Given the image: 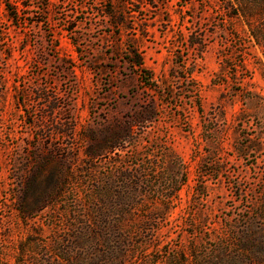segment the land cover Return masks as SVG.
<instances>
[{
	"label": "rangeland",
	"instance_id": "374dc122",
	"mask_svg": "<svg viewBox=\"0 0 264 264\" xmlns=\"http://www.w3.org/2000/svg\"><path fill=\"white\" fill-rule=\"evenodd\" d=\"M224 1L1 5L0 264H264V50Z\"/></svg>",
	"mask_w": 264,
	"mask_h": 264
},
{
	"label": "trees",
	"instance_id": "16d2710c",
	"mask_svg": "<svg viewBox=\"0 0 264 264\" xmlns=\"http://www.w3.org/2000/svg\"><path fill=\"white\" fill-rule=\"evenodd\" d=\"M22 7H27L26 0H17ZM6 0H0V7ZM224 11L228 19H241L247 28L248 37L259 48L264 50V0H225ZM109 19H112L117 27L121 24L116 12H106ZM14 18V17H13ZM194 45L189 43V45ZM264 53V52H263ZM131 67L141 69L142 63L139 56L127 58Z\"/></svg>",
	"mask_w": 264,
	"mask_h": 264
}]
</instances>
